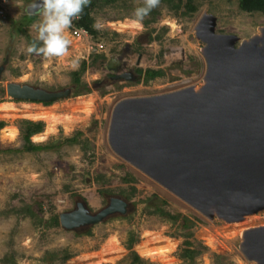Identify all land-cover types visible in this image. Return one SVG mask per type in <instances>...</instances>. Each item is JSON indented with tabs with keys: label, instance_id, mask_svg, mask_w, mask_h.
Listing matches in <instances>:
<instances>
[{
	"label": "rangeland",
	"instance_id": "obj_1",
	"mask_svg": "<svg viewBox=\"0 0 264 264\" xmlns=\"http://www.w3.org/2000/svg\"><path fill=\"white\" fill-rule=\"evenodd\" d=\"M92 1L90 14L98 36L82 39L67 29L64 35L69 44L59 57L26 52L36 36L33 25L40 19L34 13L32 22L24 20L33 0H6L0 15V120L6 124L0 129V149L20 146L17 121L23 118L44 123L43 131L35 134L43 136L31 137L35 143L57 144L81 132L78 144H62L49 151L0 153V264H128L125 240L130 233L137 238L132 249L150 264H256L242 255L239 244L247 228L264 225V209L227 223L204 216L116 155L108 130L112 110L122 99L203 84L204 42L195 34L202 15L214 17L216 33L238 37L236 45L258 32L264 16L241 11L237 0H194V12L184 8V1L175 10L171 7L175 0H160L137 23L132 13L143 0ZM99 43L102 48L97 47ZM96 54L103 59H96ZM111 57L121 58L119 73L121 67L138 64L142 69L162 68L165 74L147 83L111 81L105 67ZM83 60L87 67L80 79L89 86L88 93L73 96L71 92L69 97L42 103L12 99L5 92L8 82L50 91L72 87L71 72ZM44 111L59 120L53 129L36 116ZM127 173L135 180L125 181ZM111 196L125 199L127 212L76 231L44 226L14 212L25 206L37 211L41 204L39 214L48 219L72 210L78 200L96 212ZM155 205L180 216L170 220L151 213ZM182 217L187 218L188 227H182ZM186 239L200 249L191 263L179 256ZM5 256L8 262L2 261Z\"/></svg>",
	"mask_w": 264,
	"mask_h": 264
},
{
	"label": "water",
	"instance_id": "obj_2",
	"mask_svg": "<svg viewBox=\"0 0 264 264\" xmlns=\"http://www.w3.org/2000/svg\"><path fill=\"white\" fill-rule=\"evenodd\" d=\"M195 34L204 42L203 84L120 100L108 141L126 163L204 216L235 222L264 209V25L236 45L238 37L216 33L214 17L204 14ZM121 65L120 57H111L105 67L114 79L126 78V72L116 73ZM5 92L50 103L69 97L72 87L50 91L8 82ZM127 208L118 196L96 212L78 200L58 215L59 225L76 231ZM239 249L248 261L264 264V225L247 228Z\"/></svg>",
	"mask_w": 264,
	"mask_h": 264
},
{
	"label": "trees",
	"instance_id": "obj_3",
	"mask_svg": "<svg viewBox=\"0 0 264 264\" xmlns=\"http://www.w3.org/2000/svg\"><path fill=\"white\" fill-rule=\"evenodd\" d=\"M107 2L111 3L115 0H106ZM177 3H174L171 5L172 8L177 10L180 6V4L184 1V8H186L190 12H194L197 7L194 3V0H175ZM238 7L241 11L246 13H254L258 12L261 15L264 16V0H237ZM94 6V2L90 0L89 5L84 8L82 13L80 14L79 18L76 20H73V24L78 27H84L86 28L90 36L97 37L98 32L93 27V18L91 16V9ZM36 18V15H24V20L27 24L32 22ZM27 38L30 41H33V39L30 36H27ZM96 59H103V55L96 54ZM87 67L86 61L83 60L81 62V65L78 70L71 72V78H72V95L77 96L81 94H85L89 92V86L82 82L80 79L81 74L85 71ZM137 72L139 74L143 75L142 82L147 83L150 80H153L155 78L163 77L165 74V71L162 68H138ZM48 104V103H46ZM5 122L0 120V129L5 126ZM17 125L19 128V134L21 137V144L19 147L16 148H5L0 149V153L6 152V153H20V152H39V151H49L55 148H58L62 144H78L80 143V136L81 132L76 131L72 136L64 137L61 141H59L57 144H43V143H35L31 140V137L35 134L41 133L43 131L44 123L42 121H36V120H30V119H19L17 121ZM124 180L127 182H132L135 180V178L132 176V174L127 173L124 177ZM134 189V187H132ZM165 203V202H164ZM43 210V207L41 204L38 205V210L35 211L31 206H25L18 209H15V213L22 214L23 216H29L32 219H36L39 224H42L44 226L48 227H57L59 226V219L58 214H52L48 219H45L42 217L39 213ZM151 213H158L162 217H167L170 220H176L180 214L178 213H171L170 211H167L159 206L155 205V208L150 211ZM183 220V228L188 227L189 224L186 223L187 218L182 217ZM137 241V238L135 237V234L130 233L127 236V239L125 240V247L128 250V254L125 256L126 261L128 264H150L147 260L142 258L136 251H134L133 245ZM200 253V249L193 246L192 242L189 239H186L183 241L179 256L184 261H189L191 263L193 259ZM3 262L7 261V256L3 257ZM56 264H63V263H56Z\"/></svg>",
	"mask_w": 264,
	"mask_h": 264
},
{
	"label": "clouds",
	"instance_id": "obj_4",
	"mask_svg": "<svg viewBox=\"0 0 264 264\" xmlns=\"http://www.w3.org/2000/svg\"><path fill=\"white\" fill-rule=\"evenodd\" d=\"M159 2L160 0H143L142 6L133 10L135 22L142 21ZM89 3L90 0H33L30 10H34L40 19L33 25L36 36L26 48V52L43 57L64 55L69 44L64 33Z\"/></svg>",
	"mask_w": 264,
	"mask_h": 264
},
{
	"label": "flooded vegetation",
	"instance_id": "obj_5",
	"mask_svg": "<svg viewBox=\"0 0 264 264\" xmlns=\"http://www.w3.org/2000/svg\"><path fill=\"white\" fill-rule=\"evenodd\" d=\"M127 51L129 52V50H128V48L126 49V51H123L124 52V54L125 53H127ZM126 67V66H125ZM125 67H121L122 69H123V71H121V73H123V72H126L127 73V77L126 78H120V79H123V80H125V81H131V80H140V81H142V78H143V75L142 74H139L138 72H137V69H138V64H136V65H134V66H131V67H129V66H127L126 68ZM121 70V69H120ZM120 70H117V72L116 73H119L120 72ZM110 73V75H108V78L111 80V81H115V80H119V79H114L113 77H114V75H115V73H113V72H109ZM129 73V74H128ZM108 82H109V80H107ZM72 87H73V85H72ZM110 198V197H109ZM108 198V199H109Z\"/></svg>",
	"mask_w": 264,
	"mask_h": 264
},
{
	"label": "built area",
	"instance_id": "obj_6",
	"mask_svg": "<svg viewBox=\"0 0 264 264\" xmlns=\"http://www.w3.org/2000/svg\"><path fill=\"white\" fill-rule=\"evenodd\" d=\"M5 2H6V0L0 1V15H3V13L5 11L4 10ZM70 30H71L70 31L71 35L74 37H78V38H82V39H88L90 37L89 31L84 27H78V26H75L74 24H72V26L70 27ZM97 47L102 48L103 45L101 43H99V44H97Z\"/></svg>",
	"mask_w": 264,
	"mask_h": 264
},
{
	"label": "bare ground",
	"instance_id": "obj_7",
	"mask_svg": "<svg viewBox=\"0 0 264 264\" xmlns=\"http://www.w3.org/2000/svg\"><path fill=\"white\" fill-rule=\"evenodd\" d=\"M36 116H38L39 118L45 120V122L47 123V125L49 126V129H53L55 123L59 120H57V118L55 116H53V114H51L50 112L47 113V111L44 112H39L36 114ZM75 124V123H74ZM42 134L39 135H35V137H42ZM244 231V230H243ZM243 235V234H242ZM164 250V248H163ZM168 249H165L164 251H167ZM163 251V252H164ZM152 253V252H151ZM150 254V252H149ZM153 254V253H152ZM153 256V255H152Z\"/></svg>",
	"mask_w": 264,
	"mask_h": 264
}]
</instances>
